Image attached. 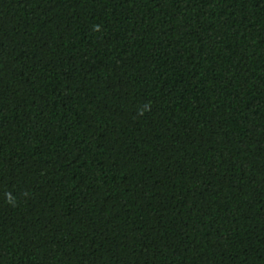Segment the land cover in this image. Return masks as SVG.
Wrapping results in <instances>:
<instances>
[{"label": "trees", "instance_id": "obj_1", "mask_svg": "<svg viewBox=\"0 0 264 264\" xmlns=\"http://www.w3.org/2000/svg\"><path fill=\"white\" fill-rule=\"evenodd\" d=\"M0 264H264V0H0Z\"/></svg>", "mask_w": 264, "mask_h": 264}]
</instances>
